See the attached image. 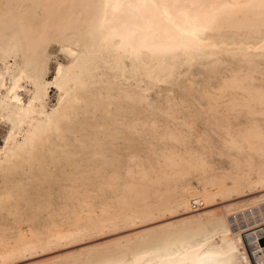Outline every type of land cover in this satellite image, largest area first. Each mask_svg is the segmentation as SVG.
I'll return each instance as SVG.
<instances>
[{"label": "bare ground", "instance_id": "1", "mask_svg": "<svg viewBox=\"0 0 264 264\" xmlns=\"http://www.w3.org/2000/svg\"><path fill=\"white\" fill-rule=\"evenodd\" d=\"M0 121V170L38 171L58 194L51 226L19 230L0 261L178 208L58 264H264V0H0ZM142 135L165 146L139 156Z\"/></svg>", "mask_w": 264, "mask_h": 264}, {"label": "rangeland", "instance_id": "2", "mask_svg": "<svg viewBox=\"0 0 264 264\" xmlns=\"http://www.w3.org/2000/svg\"><path fill=\"white\" fill-rule=\"evenodd\" d=\"M53 52H56L57 53V56L60 58H62V53H60V51L58 50V49H56V48H52L51 49ZM62 59H64V58H62ZM161 91H163L164 92V90H161ZM152 92L153 91H151L150 93H151V95H153L152 94ZM155 93V92H154ZM155 95H156V93H155ZM50 100H52V101H54V91H53V89L50 91ZM0 143H2V135L4 134V128H5V126H4V124L0 121ZM197 130H199V128H197ZM196 134H198L197 132H196ZM146 136V137H145ZM142 135V136H139L138 138L139 139H137V140H140V142H138L137 140H136V142H135V148H136V150H137V152H136V154L137 155H139V156H143V154H145V156H150V153L151 152H147L146 150H144L146 147H145V142H144V144H142V142H143V140H148V139H151L150 138V136L151 135H149V136H147V135ZM144 137V138H143ZM146 138V139H145ZM142 140V141H141ZM155 142V141H154ZM168 144V143H167ZM166 144V145H167ZM148 145V144H147ZM143 146V147H142ZM165 145L164 144H162V142H155V144L154 145H152V147L153 148H155V150H156V152H152L151 153V155L153 156V155H155V153L156 154H158V153H160L159 152V149H162L163 147H164ZM169 146V144L166 146V147H168ZM145 147V148H144ZM162 147V148H161ZM139 148V149H138ZM219 156L218 155H216V160L218 161H220V160H222L220 157L218 158ZM17 164H15V166L13 167V169H12V167H10L9 169H3V170H0V185L2 184V185H5V190L6 191H8V189H9V193L8 192H6V191H4L3 190V194H1V198H0V245H7L8 244V246H9V244L11 245V244H14V243H11L12 242V240L14 239V237L13 236H17V234L20 236V234H19V232L21 233V236H22V232L21 231H23V234H24V236H22V237H26V236H29L30 235V233L31 232H33V231H36V228H38V230L40 231V230H43V231H40V232H45L44 230L45 229H47V228H45V227H48V225H50L51 223H52V221H50V214H51V217H54V216H52L53 215V212H52V208L53 207H55V208H57V202H58V200H57V198H54V196L55 197H57L58 196V194L56 193V192H54V191H52V189H49V188H47L46 187V184H40V183H37L38 182V178L35 180V177L34 176H38V174H37V172L38 171H36V174H34L35 173V171H33L32 173L31 172H23V175L21 174L22 173V171L21 172H19L20 171V168H22L21 166H16ZM8 166V164L7 165H5V168ZM17 168V169H16ZM14 169H16L20 174L19 175H21V178L19 177V175L17 176V174H18V172L17 171H15ZM12 170H13V172H12ZM11 171V172H10ZM14 171L15 172H17L16 173V177H15V175H14ZM12 174V176H11V174ZM25 173H26V175H25ZM39 173V172H38ZM33 174H34V176H33ZM25 175V176H24ZM39 176H40V174H39ZM20 178V179H18V178ZM30 177H31V179L32 180H30ZM10 178V179H9ZM15 178V179H14ZM17 178V179H16ZM8 179V180H7ZM14 179V180H17V181H15V184L12 186V185H10L11 183H14V182H12V180ZM196 179H198L196 176H191L190 177V180H189V183L193 186L192 188H191V185H190V189L191 190H195V191H198L200 188V190H199V192H202V187H203V183L201 182H197V181H199V179L198 180H196ZM9 180H11L10 182H8ZM6 181V182H5ZM24 181H25V183H24ZM27 181H28V183H27ZM33 181V183L31 184V182ZM37 181V182H36ZM227 181H229V180H227ZM5 182V183H4ZM18 183H20V185L23 187H20L19 185H18ZM199 183V184H198ZM200 184H201V186H200ZM16 185V186H15ZM17 185L20 187V189H18L19 187H17ZM24 185V186H23ZM37 185H43V189H45V192L43 191V189H41L42 187H40V186H37ZM195 186V187H194ZM198 186V187H197ZM211 185H209L208 186V188L210 187ZM213 186V185H212ZM6 187H10V188H8V189H6ZM256 187V188H255ZM254 187V189H250V187H242V188H240L239 190H234V191H231L230 193H228L226 196H216V198H215V202L213 203L214 204V206L213 207H226V206H230V205H238V204H240L241 202H244V201H251L252 200V198H254L255 196H257L258 194H256L257 193V191H261L262 190V188H260V186L258 187V186H255ZM194 188V189H193ZM196 188V189H195ZM197 188H198V190H197ZM210 188H212V190H214L215 188H213V187H210ZM236 189V188H235ZM255 189H257V190H255ZM39 190V191H38ZM47 190V191H46ZM50 190V191H49ZM263 190H264V188H263ZM16 191V192H15ZM30 191V192H29ZM5 192L7 193V195H5ZM52 192H54V193H56L57 195H55V194H53L52 195ZM11 193V194H10ZM32 193V194H31ZM14 195H16V196H14ZM51 195H52V197H51ZM5 197V198H4ZM7 197H9V198H7ZM52 199H51V198ZM2 199V200H1ZM42 199V200H41ZM56 200V201H55ZM22 201H24V202H22ZM60 201H62V200H60ZM92 202H90V206H93V207H95V208H93V207H90L89 205V207H90V209H92L94 212V214L92 213V212H90V209L89 208H87V209H85L84 207H83V209H82V211L84 210L85 212H86V214H85V216H80V218L81 219H83L82 221H86L87 219H84V218H82V217H86V216H88V217H90V215L92 216V215H94L95 216V214H96V219H97V212L99 211V209H100V205L98 204L99 202L97 201V200H91ZM94 201V202H93ZM34 203V204H33ZM42 203V204H41ZM48 203H49V205H48ZM60 203V202H59ZM62 203V202H61ZM18 204V206H16ZM35 204H37V205H35ZM54 204V205H53ZM203 205H200V207H202V206H205V203H202ZM28 205V206H27ZM98 205H99V207H98ZM241 205H248V202L247 203H243V204H241ZM53 206V207H52ZM26 207V208H25ZM34 207H36V208H34ZM97 207L99 208V209H97ZM212 207V208H213ZM16 208V209H15ZM25 208V209H24ZM197 208V207H196ZM21 209V210H20ZM24 209V210H23ZM28 209V210H27ZM38 209V211H36ZM194 209V208H193ZM91 210V211H92ZM101 210V209H100ZM165 211V213H164V211ZM161 212L163 213V216L162 215H160L161 214V212L159 213V215L161 216H159L158 215V217H159V219L157 218V217H155V218H157V219H153V220H151L150 221V219L149 220H144V219H133V220H131L132 222H130V221H128V222H130V223H128V224H126L127 222H119V223H117V224H113L114 225V227H113V225H106V226H102V227H100V228H98L97 227V229L95 228V229H90L91 227H93L94 226V224L93 223H89V224H92V226L90 227V226H87V228H88V230L86 229V227L85 226H83V229H80L81 231H78L77 230V232H79V233H77L76 232V230L73 232V233H77V234H69L68 236H66L64 239L63 238H61V239H57V241H56V243H55V240H54V242H51L49 245L50 246H48L47 245V243H46V246H42V248H40V247H38V246H40L39 244H38V246H36V248H31L29 251L28 250H26V251H24V253L23 252H19V253H17V254H14V255H11V256H8L7 258H5V260L3 259V260H1L0 262V264H40V263H42V264H58V262H61V261H63L64 260V258L66 259V257L68 258L69 256H71V254H78L80 251H83L85 248V250H89V249H95V248H98V247H100V246H102L101 245V243H105L106 244V242L107 243H110V242H112V241H110V240H113V239H117V237H119V235L120 236H124V235H127L128 236V233H130V234H132L131 232L132 231H134L135 229V231H137V230H139V228H141V229H144V228H146L145 226H147V225H149L151 228L152 227H154V226H156V225H158V223H156V222H158V220L160 221L159 222V224H161V223H165V222H167L166 220H169V219H167V217L166 216H168V218H169V214L171 213V211L172 210H167L166 211V209H163ZM177 210V212L175 213V209L172 211L173 213H174V215H173V213L172 214H170V216L172 215V218H173V220H175L174 218H177L176 216H180V215H183L181 212H179V213H181V214H179L178 213V211H180L178 208L176 209ZM26 211V212H25ZM81 212L80 214L81 215H84L83 213H85V212ZM102 211V210H101ZM101 211H99V213L98 214H100L101 213ZM168 211H169V213H168ZM87 212H89V213H87ZM24 213V214H23ZM41 213V214H40ZM168 213V214H167ZM17 214V215H16ZM20 216H19V215ZM25 214H26V217H25ZM29 214H31V216L29 215ZM47 214V215H46ZM49 214V215H48ZM166 216H165V215ZM176 214V215H175ZM178 214V215H177ZM29 215V216H28ZM103 215V214H102ZM48 216V217H47ZM72 217V219L74 218V216H73V214H70L69 215V217ZM165 216V217H164ZM175 216V217H174ZM68 217V218H69ZM87 217V218H88ZM93 217V216H92ZM99 217H101V215L99 216ZM181 217H183V216H180V218ZM19 218V219H18ZM29 218V219H28ZM34 218H36V219H34ZM94 219H95V217H93ZM102 218V217H101ZM162 218V219H161ZM18 219V220H17ZM25 219V220H24ZM75 219H76V216H75V218L73 219V220H71V219H69L70 221H71V223H70V221L68 222H66V221H64V225H60V224H63L62 222H60V224H59V222L57 223V225H55L54 227H55V229L56 228H60V229H63V228H68V227H71L72 226V223L74 224V222H75ZM90 219V218H89ZM163 221V222H161V220ZM166 219V220H165ZM24 220V221H23ZM68 220V219H67ZM98 220V219H97ZM141 220H144V221H141ZM165 220V221H164ZM18 221V222H17ZM21 221V222H20ZM26 221H28V222H26ZM31 221V222H30ZM73 221V222H72ZM84 221V222H85ZM95 220H92V222H94ZM140 221V222H139ZM169 221H171V217H170V220ZM51 222V223H50ZM83 222V223H84ZM133 222H135L134 224H133ZM143 222V223H142ZM153 222H155L154 224H153ZM68 225H67V224ZM87 223H88V221H86V224H84V225H87ZM48 224V225H47ZM60 226H59V225ZM69 224L71 225V226H69ZM126 224L127 226H124V225ZM130 224V225H129ZM129 225V226H128ZM134 225V226H133ZM136 225V226H135ZM152 225V226H151ZM51 226V225H50ZM64 226H66V227H64ZM111 226V227H110ZM148 226V227H149ZM42 227H44L45 229H41ZM84 227H85V229H84ZM106 227V228H105ZM109 227V228H108ZM119 227V228H118ZM24 228V230H22ZM33 229L32 231H30L31 229ZM58 228V229H59ZM71 228H73V226L71 227ZM70 228V229H71ZM69 229V228H68ZM112 229V230H111ZM140 229V230H141ZM20 230V231H19ZM66 230V229H65ZM82 230H84L83 232H82ZM93 230H94V232H93ZM99 230H102V231H99ZM19 231V232H18ZM25 231V232H24ZM28 231H30V233L28 232ZM105 231V232H104ZM134 231V232H135ZM97 232V233H96ZM100 232V233H99ZM25 233L26 234H29V235H25ZM84 233V234H83ZM126 233V234H125ZM83 234V235H82ZM89 234V235H88ZM129 234V235H130ZM76 237H75V236ZM15 236V237H16ZM17 237V238H21V236L20 237ZM74 236V237H73ZM126 236V237H127ZM125 237V236H124ZM11 238V239H10ZM13 238V239H12ZM119 238H121V237H119ZM10 239V240H9ZM250 239H254V236H252ZM17 240V239H16ZM15 240V241H16ZM9 241H11V242H9ZM14 241V240H13ZM53 241V240H52ZM106 241V242H105ZM110 241V242H109ZM9 242V243H8ZM53 243H55V244H53ZM41 244V243H40ZM45 245V244H44ZM91 245H94L93 247H91ZM100 245V246H99ZM104 245V244H103ZM83 246V247H82ZM87 246V247H86ZM98 246V247H97ZM88 248V249H87ZM255 250L257 251V256L258 255H261L260 253H259V249L256 247L255 248ZM76 253H75V252ZM23 253V254H22ZM65 253V254H64ZM64 254V255H63ZM67 254H69V255H67ZM60 255V256H59ZM63 255V256H62ZM67 255V256H66ZM58 256L59 257H61L63 260H61V258H58ZM64 256H66V257H64ZM73 256V255H72ZM64 257V258H63ZM55 258H58V259H60V260H58V259H56L55 260ZM53 259H54V261H53ZM45 262V263H43V262ZM48 262V263H47Z\"/></svg>", "mask_w": 264, "mask_h": 264}]
</instances>
